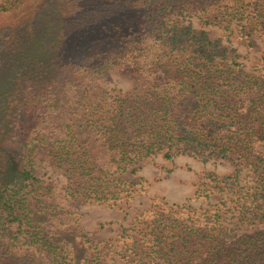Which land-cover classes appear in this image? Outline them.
I'll return each instance as SVG.
<instances>
[{"label":"trees","instance_id":"16d2710c","mask_svg":"<svg viewBox=\"0 0 264 264\" xmlns=\"http://www.w3.org/2000/svg\"><path fill=\"white\" fill-rule=\"evenodd\" d=\"M245 6L264 36V0H0V264H33L14 246L47 264H76L74 245L56 236L77 214L43 220L33 209V199L47 203L41 153L72 195L112 206L146 191L145 178L123 176L154 154L228 157L234 172L202 175L197 190L227 198L193 209L155 197L118 237L126 249L118 255L135 264H264V60L248 73L181 19ZM148 38L155 43L143 47ZM122 70L142 94L102 87Z\"/></svg>","mask_w":264,"mask_h":264},{"label":"rangeland","instance_id":"374dc122","mask_svg":"<svg viewBox=\"0 0 264 264\" xmlns=\"http://www.w3.org/2000/svg\"><path fill=\"white\" fill-rule=\"evenodd\" d=\"M181 19L184 24L193 27L198 35L206 32L209 39L220 43L221 49L237 55V60L248 73L256 74L255 65L264 60V36L259 27L248 20L246 6L242 9L239 7V11L237 7H229L221 15L213 12L185 13ZM241 26H246L245 33L241 32ZM154 43V38H148L142 41V46L151 47ZM100 84L112 95L131 91L143 93L142 85L124 70L112 71L108 79ZM235 169L234 161L228 157H212L201 161L189 154H180L169 160L164 157V153H157L142 162L138 174L127 173L123 176L131 181L145 178L149 182L146 191L112 206L107 202L86 200L81 194L72 195L67 190L66 175L48 156L41 153L37 158L36 171L42 181L41 197L47 203L36 206L38 202L33 199L32 205L38 218L43 220L52 214L67 211L77 214L65 229L57 231L59 235L56 236L58 239L66 238L74 245L76 264H96L97 261L100 264H135L131 259H123L118 255L126 249L123 243L117 244V240L124 229L133 226L137 214L149 208L155 197H164L169 204L187 203L193 209L219 203L222 198H227L225 192L212 193L210 199L197 196L200 177L205 174L224 177ZM241 180V185H246L244 190H249L248 187L254 184L253 178L246 172L242 173ZM87 233L91 234L89 238L98 248L88 247L82 238ZM111 245L113 250L109 248ZM12 251L17 256L32 257L33 264H47L39 257L30 256L23 247L14 246ZM92 256L95 257L93 260Z\"/></svg>","mask_w":264,"mask_h":264}]
</instances>
